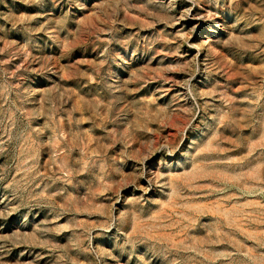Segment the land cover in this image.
Instances as JSON below:
<instances>
[{
  "label": "rangeland",
  "instance_id": "1",
  "mask_svg": "<svg viewBox=\"0 0 264 264\" xmlns=\"http://www.w3.org/2000/svg\"><path fill=\"white\" fill-rule=\"evenodd\" d=\"M0 264H264V0H0Z\"/></svg>",
  "mask_w": 264,
  "mask_h": 264
}]
</instances>
